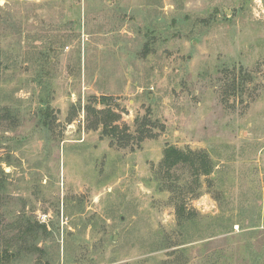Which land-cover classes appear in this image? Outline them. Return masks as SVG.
Here are the masks:
<instances>
[{
    "label": "rangeland",
    "instance_id": "1",
    "mask_svg": "<svg viewBox=\"0 0 264 264\" xmlns=\"http://www.w3.org/2000/svg\"><path fill=\"white\" fill-rule=\"evenodd\" d=\"M262 10L264 0H0V252L18 221L36 231L22 244L32 255L9 264H49L38 247L50 264H264ZM94 95L132 134L126 147L90 127ZM147 116L153 134L138 142ZM167 145L213 163L207 176L177 172L196 213L185 229L159 181Z\"/></svg>",
    "mask_w": 264,
    "mask_h": 264
},
{
    "label": "trees",
    "instance_id": "2",
    "mask_svg": "<svg viewBox=\"0 0 264 264\" xmlns=\"http://www.w3.org/2000/svg\"><path fill=\"white\" fill-rule=\"evenodd\" d=\"M5 67L2 59V51L0 50V77L3 74ZM103 102L105 103V97L98 98L93 96L89 98V102L86 105L87 118L90 119L92 114L95 115V122L93 125H90L93 129H101V133L110 139L112 145H118L121 147H126L130 141L132 134L127 131V126L124 128L115 124L118 118V115L112 110L107 108H98L94 106V102ZM48 115V113H46ZM137 133H138V142H142L146 137L153 134L152 129L149 127L150 123H153L151 117L137 118ZM188 168L189 173L192 176L200 177V175H210L213 172V163L211 157L204 150H184L175 145H167L164 149L163 158L159 164V173H160V182L162 188H167L176 194L177 198L175 201L176 208L175 214L178 220L179 228L185 229L186 226L190 225L195 221L196 213L193 210H189L184 201V192L188 189L186 183H182V178L177 177L178 171ZM2 185L0 184V189ZM181 201V202H180ZM98 218V215H96ZM100 220L104 221V225L107 222L105 218L100 217ZM18 225L19 234L13 235L8 239L6 243V248L0 252V264H9L13 261L21 262L24 258H28L32 255V250L24 251L22 244L23 241L28 236L34 235L36 233L35 229L32 226L27 224V227L22 229L23 221ZM18 224V223H17ZM39 229L49 233L47 223H40ZM47 238L40 235L37 236V241L40 239ZM44 239V240H45ZM102 241H108V238L105 236ZM22 242V243H21ZM41 258H46L48 263H51V260L48 259V251L46 248L38 247ZM42 261V260H40Z\"/></svg>",
    "mask_w": 264,
    "mask_h": 264
},
{
    "label": "built area",
    "instance_id": "3",
    "mask_svg": "<svg viewBox=\"0 0 264 264\" xmlns=\"http://www.w3.org/2000/svg\"><path fill=\"white\" fill-rule=\"evenodd\" d=\"M259 3H261V0H258V7H259ZM262 14L264 15V10H262Z\"/></svg>",
    "mask_w": 264,
    "mask_h": 264
},
{
    "label": "water",
    "instance_id": "4",
    "mask_svg": "<svg viewBox=\"0 0 264 264\" xmlns=\"http://www.w3.org/2000/svg\"><path fill=\"white\" fill-rule=\"evenodd\" d=\"M115 239H116V235H115Z\"/></svg>",
    "mask_w": 264,
    "mask_h": 264
}]
</instances>
